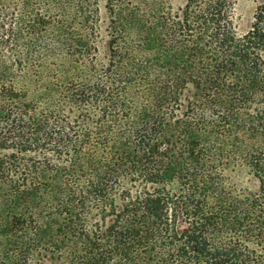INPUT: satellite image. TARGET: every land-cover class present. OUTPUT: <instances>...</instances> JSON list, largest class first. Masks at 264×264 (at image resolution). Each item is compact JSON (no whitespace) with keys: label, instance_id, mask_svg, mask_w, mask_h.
I'll return each instance as SVG.
<instances>
[{"label":"trees","instance_id":"trees-1","mask_svg":"<svg viewBox=\"0 0 264 264\" xmlns=\"http://www.w3.org/2000/svg\"><path fill=\"white\" fill-rule=\"evenodd\" d=\"M234 3L0 0V46L48 26L61 55L44 83L0 50L13 231L62 264H264V0L241 31Z\"/></svg>","mask_w":264,"mask_h":264},{"label":"rangeland","instance_id":"rangeland-1","mask_svg":"<svg viewBox=\"0 0 264 264\" xmlns=\"http://www.w3.org/2000/svg\"><path fill=\"white\" fill-rule=\"evenodd\" d=\"M164 6L176 10L178 7L183 6L185 0H161ZM234 21L238 31H241L247 27V24L252 19L254 10L259 2L262 0H234ZM98 3L99 12L95 16L96 29L90 37L91 42L97 47L99 55L104 54V45L108 39L107 20L108 13H106L105 4L108 1H90V3ZM136 3V1H131ZM12 23V22H11ZM18 22L15 23L13 29L14 38L10 43H5L0 46V50L5 54V50L11 52H22L23 61L21 66L17 64V67L31 68V72H35L38 78L42 82H47V75L53 69V66L59 63L61 55L58 53V45L54 37L52 36L51 29L48 26H39L34 31H26ZM67 51V50H66ZM9 54V52H6ZM95 51L88 50V57L94 56ZM33 55L43 57L42 65L38 66L39 60ZM49 55V57H47ZM89 57V58H90ZM36 67V68H35ZM2 154H8V150L1 152ZM1 175V174H0ZM0 194L5 191H9L13 188L10 183V177L5 175L0 176ZM2 192V193H1ZM5 196H0V264H62V260L58 257L55 250L41 249L40 246L35 245L34 239H37V230L33 229L29 224L24 232L13 231L7 224L9 215H7L4 209ZM6 203V202H5ZM41 218L48 216L47 213L39 214ZM100 217L99 212L97 216ZM92 218V220L94 219ZM100 227L91 226L90 229H98L97 233H101L104 230L102 223H99ZM40 226V225H39ZM44 227V226H42ZM54 234V231H51ZM17 241V242H16ZM34 244V245H33ZM33 248V252L29 248ZM36 247V251L34 248ZM65 264V263H64Z\"/></svg>","mask_w":264,"mask_h":264}]
</instances>
